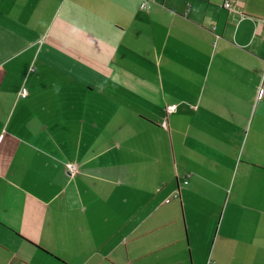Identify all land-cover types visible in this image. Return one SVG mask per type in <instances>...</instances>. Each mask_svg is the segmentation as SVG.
<instances>
[{
	"label": "crops",
	"instance_id": "0c3cea01",
	"mask_svg": "<svg viewBox=\"0 0 264 264\" xmlns=\"http://www.w3.org/2000/svg\"><path fill=\"white\" fill-rule=\"evenodd\" d=\"M225 1L0 0V264H264V0Z\"/></svg>",
	"mask_w": 264,
	"mask_h": 264
},
{
	"label": "built area",
	"instance_id": "2783aa9c",
	"mask_svg": "<svg viewBox=\"0 0 264 264\" xmlns=\"http://www.w3.org/2000/svg\"><path fill=\"white\" fill-rule=\"evenodd\" d=\"M149 1H150V0H142V2H141V7H142V8H145V9H149V8H150ZM224 5H225L226 7H228V8H232V7H233L232 0H226L225 3H224ZM22 92H23V93H26V92H27L26 88H23ZM263 93H264V89H263L262 87L259 88L258 96H259V97L262 96ZM175 107H176L175 104L170 105V106L168 107V110H169V111H172V110L175 109ZM67 167H68V170H69V174H71V175H73L74 172H75L76 169H77L76 165H75L74 163H72V162L67 163ZM176 196H179V195L177 194ZM169 200H170V199H167V201H169Z\"/></svg>",
	"mask_w": 264,
	"mask_h": 264
}]
</instances>
